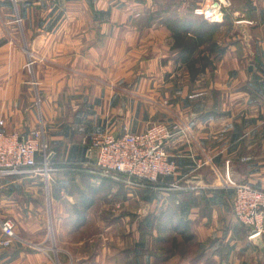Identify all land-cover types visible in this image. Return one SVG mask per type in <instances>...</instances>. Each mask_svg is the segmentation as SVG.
<instances>
[{
	"label": "crops",
	"instance_id": "0c3cea01",
	"mask_svg": "<svg viewBox=\"0 0 264 264\" xmlns=\"http://www.w3.org/2000/svg\"><path fill=\"white\" fill-rule=\"evenodd\" d=\"M206 1L0 0V128L42 130L57 167L48 190L0 179L18 237L0 264H264L227 178L264 190V0H208L222 22ZM182 16L217 25L225 50L194 80L168 27ZM156 122L181 130L175 176L129 189L90 172L95 135Z\"/></svg>",
	"mask_w": 264,
	"mask_h": 264
},
{
	"label": "built area",
	"instance_id": "2783aa9c",
	"mask_svg": "<svg viewBox=\"0 0 264 264\" xmlns=\"http://www.w3.org/2000/svg\"><path fill=\"white\" fill-rule=\"evenodd\" d=\"M217 2L203 5V17L212 22H222L211 9ZM227 5L228 2L226 3ZM30 66V64H28ZM181 132L177 126L164 122L148 125L139 133L125 129L121 134L106 131L92 138L90 151L95 154L92 174L122 182L130 188L157 187L166 177L175 176L178 166L168 150L170 142ZM39 155L41 158L39 159ZM43 131H33L28 137L18 132L0 128V179L23 173H34L45 178L50 186L57 167L49 160ZM229 183L235 188L233 212L237 220L250 230L249 239L264 233V190L248 183H236L227 171ZM0 251L14 245L18 237L12 219L0 221Z\"/></svg>",
	"mask_w": 264,
	"mask_h": 264
},
{
	"label": "trees",
	"instance_id": "16d2710c",
	"mask_svg": "<svg viewBox=\"0 0 264 264\" xmlns=\"http://www.w3.org/2000/svg\"><path fill=\"white\" fill-rule=\"evenodd\" d=\"M168 27L175 41L173 50L177 53L179 62L187 67L192 80L208 68H215V62L225 52L216 42L219 34L217 25L182 16L169 23ZM212 54H215L214 58Z\"/></svg>",
	"mask_w": 264,
	"mask_h": 264
},
{
	"label": "rangeland",
	"instance_id": "374dc122",
	"mask_svg": "<svg viewBox=\"0 0 264 264\" xmlns=\"http://www.w3.org/2000/svg\"><path fill=\"white\" fill-rule=\"evenodd\" d=\"M208 2L211 3L210 1H208ZM219 7H220L219 5L215 4V9H214V8H213V9L216 11V13H220V12H219ZM202 9H203V6L201 7V10H200L201 13H202ZM184 12L187 13V14H190V12H186V11H184ZM223 13H225V10H223ZM202 16H203V13H202ZM28 64H30V66H29V67L27 66V69H30V70H31V69H32V63H31V62H28ZM28 64H27V65H28ZM55 174H56V173H55ZM55 174L52 175V177L54 178V180L56 179ZM53 183H54V181H51L50 186H51ZM50 186H47V187L45 186V187H43V189H44V190H48V188L50 189ZM125 186H126V185H125ZM126 187H127V186H126ZM127 188L132 189V188H130V187H127ZM134 189H143V188H137V187H136V188H134ZM45 196H47V195L45 194Z\"/></svg>",
	"mask_w": 264,
	"mask_h": 264
},
{
	"label": "water",
	"instance_id": "95a60500",
	"mask_svg": "<svg viewBox=\"0 0 264 264\" xmlns=\"http://www.w3.org/2000/svg\"><path fill=\"white\" fill-rule=\"evenodd\" d=\"M240 25L243 27H246V23H240ZM244 34L246 35V37L247 38H249V33L246 31V30H244ZM51 157H52V155H49V160H51ZM230 177L232 178V176H231V174H230ZM252 241H254V243H257V244H259L261 247H263L264 245L262 244V235H259V236H256V237H254L253 239H252Z\"/></svg>",
	"mask_w": 264,
	"mask_h": 264
},
{
	"label": "bare ground",
	"instance_id": "6f19581e",
	"mask_svg": "<svg viewBox=\"0 0 264 264\" xmlns=\"http://www.w3.org/2000/svg\"><path fill=\"white\" fill-rule=\"evenodd\" d=\"M215 9V4L213 5V7H212V9H211V13H213L215 16L214 17H216V18H218V19H221V15H220V13H216V11L214 10Z\"/></svg>",
	"mask_w": 264,
	"mask_h": 264
}]
</instances>
